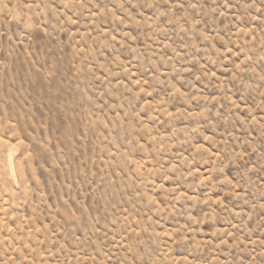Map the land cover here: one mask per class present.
<instances>
[{
	"label": "rangeland",
	"instance_id": "1",
	"mask_svg": "<svg viewBox=\"0 0 264 264\" xmlns=\"http://www.w3.org/2000/svg\"><path fill=\"white\" fill-rule=\"evenodd\" d=\"M0 264H264V0H0Z\"/></svg>",
	"mask_w": 264,
	"mask_h": 264
}]
</instances>
